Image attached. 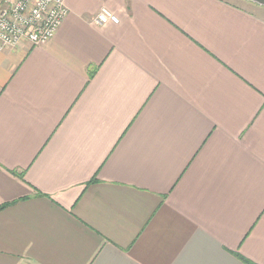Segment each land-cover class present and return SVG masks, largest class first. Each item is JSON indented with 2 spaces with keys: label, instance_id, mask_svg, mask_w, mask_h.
Returning <instances> with one entry per match:
<instances>
[{
  "label": "crops",
  "instance_id": "obj_1",
  "mask_svg": "<svg viewBox=\"0 0 264 264\" xmlns=\"http://www.w3.org/2000/svg\"><path fill=\"white\" fill-rule=\"evenodd\" d=\"M67 4L0 48V264H264V7Z\"/></svg>",
  "mask_w": 264,
  "mask_h": 264
},
{
  "label": "built area",
  "instance_id": "obj_2",
  "mask_svg": "<svg viewBox=\"0 0 264 264\" xmlns=\"http://www.w3.org/2000/svg\"><path fill=\"white\" fill-rule=\"evenodd\" d=\"M68 14L67 0H0V48L22 42L44 45ZM95 20L99 24L119 21L106 7L101 8Z\"/></svg>",
  "mask_w": 264,
  "mask_h": 264
},
{
  "label": "water",
  "instance_id": "obj_3",
  "mask_svg": "<svg viewBox=\"0 0 264 264\" xmlns=\"http://www.w3.org/2000/svg\"><path fill=\"white\" fill-rule=\"evenodd\" d=\"M250 1L252 3H255L257 5L263 6L264 7V0H247Z\"/></svg>",
  "mask_w": 264,
  "mask_h": 264
}]
</instances>
